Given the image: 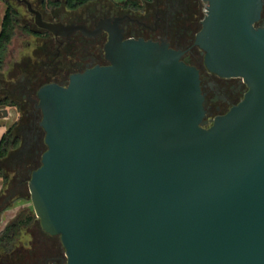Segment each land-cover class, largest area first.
I'll use <instances>...</instances> for the list:
<instances>
[{"label": "water", "instance_id": "95a60500", "mask_svg": "<svg viewBox=\"0 0 264 264\" xmlns=\"http://www.w3.org/2000/svg\"><path fill=\"white\" fill-rule=\"evenodd\" d=\"M204 1L205 67L248 86L225 115L206 119L183 52L118 32L109 65L38 91L47 150L28 187L64 264H264V2ZM20 2L55 37L78 29Z\"/></svg>", "mask_w": 264, "mask_h": 264}, {"label": "flooded vegetation", "instance_id": "af4514ba", "mask_svg": "<svg viewBox=\"0 0 264 264\" xmlns=\"http://www.w3.org/2000/svg\"><path fill=\"white\" fill-rule=\"evenodd\" d=\"M51 1L59 5L47 6L46 0H36V10L43 19L78 29L70 36L55 37L36 25L39 31L33 32L39 34L34 37L40 39V46L34 49L32 58L17 66L20 74L14 78L5 80L0 75V108L12 109L17 116L13 122L18 123L17 134L12 144L21 138V146L13 154L7 153L3 166L7 169L18 166L19 176L31 174L40 154L44 130L39 121L42 113L37 108L38 91L49 84L66 87L73 75L109 65L105 49L113 33H120L123 40L164 42L171 49L183 52L182 59L199 70L206 119L225 115L248 91L242 78L220 77L204 65L202 51L195 45L196 34L207 13L204 0H91L73 9L65 0ZM259 25H264V4ZM65 261L62 243L50 246L34 239L27 252L17 251L10 256V264H64Z\"/></svg>", "mask_w": 264, "mask_h": 264}, {"label": "rangeland", "instance_id": "374dc122", "mask_svg": "<svg viewBox=\"0 0 264 264\" xmlns=\"http://www.w3.org/2000/svg\"><path fill=\"white\" fill-rule=\"evenodd\" d=\"M14 7V9L18 12V22L15 27V35L12 41V44L9 48V51L4 59L3 67L1 70L2 76L5 77V80H9L10 78H14V75L20 74L17 66L20 64L24 65L26 58L33 56L34 49L40 46V39L35 38L27 31H39L37 28L34 17L29 13L27 7L17 2V0H9ZM29 1L33 8L36 9L38 3L36 0H27ZM46 5L50 6L52 1L46 0ZM61 2H63L61 0ZM35 59H32L34 61ZM13 73V74H12ZM2 79L0 78V84ZM1 110V108H0ZM13 113V119L8 122L9 130L11 131L10 139L17 134V126L18 123L13 124L16 121L17 116L12 109L9 110ZM42 119V118H41ZM208 121H212V118H208ZM41 121V120H39ZM28 122V121H27ZM6 132V127L4 125H0V141ZM45 133L42 132L40 146V154L38 157V161L34 167H32V172L38 169L41 166V158L43 153L47 150V147L44 142ZM17 148H10L8 150L9 154H13L16 150L21 146V138L17 141ZM7 160V157L1 159L0 161V170L2 171V179H3V189L0 203L15 206V218L14 220L21 219L24 217L32 216L33 222L27 228L23 229L22 236L20 241L16 243L12 248L5 250L0 249V264H10V256L14 255L17 251L27 252L30 249V244L34 241H38L39 243H47L48 245L57 244L60 246V237L52 238L48 236L41 228L40 221L36 217L33 206L31 203V196L29 192L28 183L31 179V174H25L22 176L18 175V166L13 168H5L4 161ZM20 178V179H18ZM13 220V221H14ZM12 221V222H13ZM62 251V250H61ZM65 252V250H64ZM66 259V258H65Z\"/></svg>", "mask_w": 264, "mask_h": 264}, {"label": "trees", "instance_id": "16d2710c", "mask_svg": "<svg viewBox=\"0 0 264 264\" xmlns=\"http://www.w3.org/2000/svg\"><path fill=\"white\" fill-rule=\"evenodd\" d=\"M7 5L6 14L3 20L2 30L0 33V75L3 67L4 59L12 44L15 27L18 20V12L14 9L9 0H4ZM91 0H65L67 6L70 9L85 5ZM52 6H58L59 3H51ZM32 36H39L38 33L33 31H27ZM11 131L8 130L3 136L0 143V159L4 158L10 148H17L16 144H12L10 139ZM0 177H2V171L0 170ZM33 222V217L28 216L11 222L3 232L0 233V249L8 250L12 248L18 241H20L23 229L27 228Z\"/></svg>", "mask_w": 264, "mask_h": 264}, {"label": "crops", "instance_id": "0c3cea01", "mask_svg": "<svg viewBox=\"0 0 264 264\" xmlns=\"http://www.w3.org/2000/svg\"><path fill=\"white\" fill-rule=\"evenodd\" d=\"M112 2H123L125 0H110ZM7 5L4 0H0V33L2 30L3 20L6 14ZM13 119V113L10 112V118L7 120H0V125H4L6 127V132L9 130L8 122ZM5 132V133H6ZM4 133V135H5ZM3 135V136H4ZM3 138V137H2ZM2 140V139H1ZM1 143V141H0ZM1 161V159H0ZM3 189V179L0 177V201L2 196ZM15 206L13 205H5L0 203V233L4 231V229L14 220L16 214L14 212Z\"/></svg>", "mask_w": 264, "mask_h": 264}]
</instances>
